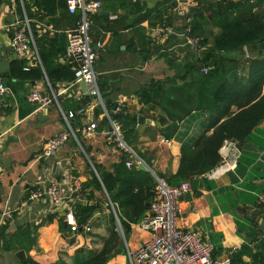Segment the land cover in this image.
<instances>
[{
  "label": "crops",
  "instance_id": "crops-1",
  "mask_svg": "<svg viewBox=\"0 0 264 264\" xmlns=\"http://www.w3.org/2000/svg\"><path fill=\"white\" fill-rule=\"evenodd\" d=\"M99 1L101 6L90 17L88 31L97 54L93 70L98 97L85 93L79 81L55 79L49 74L54 66L73 69L65 55V30L75 26L78 14L68 13L64 0H51L47 8L34 0H0V60L8 64V71L0 73L6 86L0 97V264H74L76 255L101 248L114 222L124 246L123 261L128 264L126 247L137 248L149 233L138 227L140 220L130 222L125 239L119 217L127 220L123 211L141 209L145 199L143 203H124L119 193L122 187L131 186L133 193L140 190L145 196L154 189L155 176L170 185L189 184L178 199L180 228L194 230L203 242L212 244L217 257L229 256L232 264H255L244 255L238 260L236 254L242 245L257 246L264 239V113L257 124L243 130L241 138L223 140L234 141L239 149L233 170L210 175L221 161L223 142L216 165L203 173L198 167V172L189 170L199 159L195 154L203 138L215 128L231 127V118L251 104L240 106L249 98L253 63L264 71V61L255 59L264 56V39L248 45V56L241 49L222 53L220 58L217 55L215 61L226 70L222 75L210 73L213 66L201 62L196 72L186 73L184 63L190 55L200 56L220 33L213 3L224 11L238 0H195L188 18L191 21L192 15H201L195 34L205 42L198 51L184 44L182 33L174 32L164 41L152 36L151 28L162 22L173 31H182L185 19L173 14L175 0ZM25 22L30 38L27 49L18 54L10 39L14 27ZM39 51L53 54L48 69ZM20 61L26 67L23 70L38 68L42 75L36 77L33 71L27 78L8 74ZM258 73L257 79H264V72ZM199 75L209 76L203 86ZM156 86L161 88L158 96L150 93L149 101L140 97L142 89ZM217 89L218 103L208 109ZM30 90L51 97V102L41 107L28 100ZM262 95L264 81L254 101ZM120 102L124 107L119 121L113 109ZM68 111L74 116L64 118ZM38 112L42 113L40 119ZM111 119L120 123L124 142L146 169H140L135 156L107 137ZM92 122L96 126L87 133ZM64 131L69 132V138L55 153L44 156L48 139ZM126 160L132 164L127 166ZM181 160L187 170L182 174ZM94 176L108 180L110 188L98 187ZM50 185L63 196L59 204L48 196L29 197L31 191ZM83 206L91 207L89 217L81 230L71 231L63 217L71 212L77 220ZM256 221L259 228L253 224ZM253 229L256 231L251 234ZM19 250L24 251L23 260L17 256Z\"/></svg>",
  "mask_w": 264,
  "mask_h": 264
},
{
  "label": "built area",
  "instance_id": "built-area-1",
  "mask_svg": "<svg viewBox=\"0 0 264 264\" xmlns=\"http://www.w3.org/2000/svg\"><path fill=\"white\" fill-rule=\"evenodd\" d=\"M66 10L70 14H78V20L74 27L65 30L66 47L65 55L71 60L73 65L72 73L74 83L83 81L85 93L97 95L99 91L96 86V74L93 70V62L97 58L95 50L90 44L88 31L91 25L90 17L100 8L99 0H66ZM196 4L195 0H175L173 12L178 17L184 18L182 28L183 42L185 45L198 51L202 48V37L191 32V21L188 18L191 9ZM115 17V16H111ZM27 23L14 27L10 46L18 54H22L28 47L30 38L25 30ZM152 36L164 41L173 33V29L165 22L156 24L151 28ZM102 48V44H98ZM245 56H248V45L241 47ZM23 69H26L24 67ZM207 72L206 68L201 69ZM6 90L0 78V97ZM55 98L54 95H52ZM28 100L37 101L41 107L47 106L51 102V97H44L35 90H30L26 95ZM124 105L122 102L117 104L113 113H120ZM73 111L64 114V118L74 116ZM96 126L90 123L85 131L89 133ZM107 137L113 145L122 149L125 153L135 156L124 142L121 135V125L111 119V129L107 131ZM68 131L60 132L49 138L42 152L44 156H49L63 145L69 138ZM221 161L219 165L210 172V175L224 173L233 170L237 164V157L240 155L239 149L234 141L225 140L220 148ZM136 158V164H141V160ZM127 166L132 162L125 161ZM189 189L187 181H182L178 185L168 184L162 177L155 176V186L149 201L148 210L137 223L141 230L147 231L149 237L142 241L137 248L130 250L126 247L128 264H232L229 256L217 257L213 255V245L203 242L194 230H184L177 225L179 213V197ZM48 196L53 203L59 204L63 199L58 188L50 185L44 190H34L30 192V198H42ZM65 225L71 231L81 230L74 215L71 212L65 213L63 217ZM88 230V227H84Z\"/></svg>",
  "mask_w": 264,
  "mask_h": 264
},
{
  "label": "trees",
  "instance_id": "trees-1",
  "mask_svg": "<svg viewBox=\"0 0 264 264\" xmlns=\"http://www.w3.org/2000/svg\"><path fill=\"white\" fill-rule=\"evenodd\" d=\"M34 1L35 3L39 4L40 6H43L44 8H47L48 6L51 7L52 5V3L50 2L51 0H34ZM65 1L66 0H64L63 5L66 10ZM263 5H264V0H238L235 3H229L226 6V10L221 11L218 8V3H213L212 6H215L217 10L215 24L217 23L219 25L220 33H218L214 37L212 45L206 48L203 51V53H201L200 56L196 53H192L190 55V60L184 63L185 67L183 69L185 70V72L186 73L190 71L196 72L198 62H201L203 66H208V67L213 66L211 69H209L210 73L216 71L217 74L222 75L224 72H226V70L222 67L221 63H219L218 65L217 64L218 62L215 61L217 55H219L220 58L222 57V53H229L231 51L241 49L242 45L244 44L251 45L260 42L264 39V9H261V6ZM255 6H257V8L253 9ZM194 10H196V8ZM173 14L175 15L174 12ZM197 14L192 15V19H191V26H192L191 32L194 34L197 32L198 19L199 17H201L200 14L198 16ZM202 42L204 43L205 41ZM39 56L41 58V62L43 63L46 69H48V67L53 64L52 61L53 54L51 53V51L49 52L39 51ZM255 59L264 61V56H258ZM254 65L255 64L253 63V67L251 70V72H253L251 73V76L253 77L252 78L253 84L248 89L249 98L247 99L246 97L245 101L240 106L243 105L247 106L249 102H251V104L248 107H246V109L241 110L233 118H231V122H232L231 127H227L225 125L223 128H217V129L215 128L211 133V135L203 138L202 145L199 148H197L195 154V156H199V159L197 160V162H194L196 163V165L194 166L192 165L190 167L189 170L190 172H198L197 169L201 168L200 171L203 173L206 170L212 168L220 161L218 148L224 139L241 138L244 129L247 128L249 129L251 126H254L263 118L264 95L259 97L256 101L254 100L259 95L261 83L264 81L263 78L257 79L258 75L260 76L258 72H264V71H260L262 69H258ZM23 66H24V62L20 61L18 64L13 65V67L9 70L8 74L15 77L27 78L30 75V73H32L33 71L35 73L34 76L36 77L42 75L41 71H39L38 68H35L30 72L23 70ZM53 71L54 72H51L49 74H52L54 76L53 78L55 79L73 80L72 70H70L67 67L62 68V67L54 66ZM208 78L209 76L201 77L199 75L198 80L200 81V84L203 86L204 83L208 81ZM160 89L161 88L159 86L153 87L151 89L150 87L146 89H142L140 92V97H142L144 101H149L152 98L149 94L152 93L151 95L153 97L158 96V94H160ZM210 91L211 88L209 89V92ZM217 93H218V89L216 90L214 95L211 96L210 103L207 106L208 109L212 106V104L218 103ZM114 117L119 121L123 119L122 113L115 114ZM185 167L186 166L182 164V160H181V164L179 167L180 174L187 172ZM94 180L98 187L101 186V184H103L107 190L110 188L108 184L109 182L105 178L99 181L94 176ZM152 191L153 188L150 192L146 193V195L143 196L140 190L136 193H133L131 186L122 187L119 194L124 197L123 199L124 203H130V204L131 203L136 204L139 202L143 203V199H145L141 209L133 208V210L130 212L123 211V214H125L127 220L120 219L119 217V223L123 230V235L125 239H127L128 233L130 231V227H129L130 222H138L140 218L144 215L143 214L145 213L144 211L148 209ZM90 211H91L90 206H83L82 210L79 211V213L76 215L77 216L76 221L78 226L83 224L88 219ZM253 224L257 228L260 227V224H258L257 221L253 222ZM116 226L117 225L114 222L110 226V228H108L107 236L104 238L102 246L97 252L89 253L85 256L76 255L74 257L73 263L74 264H119V263L126 264L123 261V257H122L124 255L123 254L124 246L120 239ZM255 231L256 229H253V231H251L250 233L251 234L255 233ZM258 242L259 243L257 244V246L256 245L249 246L248 244L242 245L240 250L236 254L237 259L241 260V257L244 255V256H248L250 261L255 264H264V239ZM26 263H28V261ZM51 264H57V263H51Z\"/></svg>",
  "mask_w": 264,
  "mask_h": 264
},
{
  "label": "water",
  "instance_id": "water-1",
  "mask_svg": "<svg viewBox=\"0 0 264 264\" xmlns=\"http://www.w3.org/2000/svg\"><path fill=\"white\" fill-rule=\"evenodd\" d=\"M76 14H79V11H77ZM174 32L175 33H179V34L182 33L181 30H174ZM6 71H8V64L6 65V63L4 61H1L0 60V73L6 72ZM79 84L81 85V87L84 90V88H85L84 82L83 81H79ZM37 115H38V117L40 119V117L42 116V113L41 112H38ZM138 121L139 122H142L143 121V117L141 115H138ZM8 141H9V139H8ZM139 168L140 169H143V170L146 169L144 167L143 163L139 165ZM17 256L19 257L20 260H23V258H24V251L23 250H19L17 252Z\"/></svg>",
  "mask_w": 264,
  "mask_h": 264
}]
</instances>
